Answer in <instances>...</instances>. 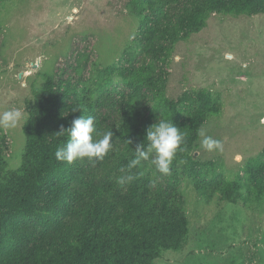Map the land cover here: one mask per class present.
Masks as SVG:
<instances>
[{
    "label": "rangeland",
    "instance_id": "374dc122",
    "mask_svg": "<svg viewBox=\"0 0 264 264\" xmlns=\"http://www.w3.org/2000/svg\"><path fill=\"white\" fill-rule=\"evenodd\" d=\"M133 1L0 0V113L15 108L25 114L16 129L0 128L6 171L23 165L26 104L37 98L49 77L69 104L76 102L75 91H91L96 105L91 117L101 134L95 138L112 131L114 144L103 162L76 161L66 204H55L62 196L55 185L40 195L34 218L12 219L8 229H15L26 250H34L52 235L73 230L82 221L78 211L95 189L113 183L126 190L142 178L163 193L178 189L190 223L183 248L163 252L154 264H264V199L228 202L219 190L226 181L247 183L248 166L256 160L264 165V14L213 13L204 30L188 35L184 26L197 0H148L152 5L143 25L131 10ZM164 26L182 29L181 39L175 45L158 40L156 52L147 53L144 33ZM159 44L173 48L163 52ZM111 66L118 74L108 76ZM145 67L162 84L167 99L188 95L190 100L180 106L186 112L200 107L201 91L214 99V110L193 135L196 182L174 164L169 175L150 162L127 168L136 153L126 149L115 129L136 95L126 77ZM140 99V117L151 118L154 94L142 90ZM201 131L220 140L223 151L204 150ZM129 174L131 182L118 183ZM256 180L264 184V169ZM53 211L61 213L60 223Z\"/></svg>",
    "mask_w": 264,
    "mask_h": 264
},
{
    "label": "trees",
    "instance_id": "16d2710c",
    "mask_svg": "<svg viewBox=\"0 0 264 264\" xmlns=\"http://www.w3.org/2000/svg\"><path fill=\"white\" fill-rule=\"evenodd\" d=\"M197 1L199 5L191 10L184 26L188 35L204 30L213 13L264 14V0ZM151 5L148 0H134L131 4L133 14L141 19L142 25L148 22L145 12ZM181 30L176 26H164L145 32L146 52H156L154 46L158 40H169L175 45L181 39ZM159 45L163 52L173 48ZM107 72L108 76L118 74L115 66L109 67ZM126 82L136 95L115 129L116 136L132 152L137 145L146 142L147 129L158 121L153 119L160 117L173 122L185 135V150L177 153L174 167L196 182L199 163L192 156L193 135L214 110L213 97L201 91L200 107L186 112L180 106L190 100L188 95L177 101L167 99L162 84L155 81L148 67L129 71ZM142 90L154 94L151 118L146 120L137 110ZM75 92L76 102L69 104L56 93L53 79L49 77L37 98L27 101V120L23 125L26 149L23 165L18 171H6L7 163L0 149V264H154L163 252L181 250L189 237L190 223L180 192L173 189L163 193L160 188L155 189L150 180L142 178L136 179L126 190L113 183L95 189V194L85 198L84 207L78 211L82 221L76 223L73 230H66L60 236L52 235L46 244L40 243L34 250H26L23 241L15 235V229H8L12 219L34 218L40 195L55 185L62 195L55 204L67 203L65 200L77 162L68 164L56 159L57 148L68 140L67 134L58 133L62 126L70 128L74 119L92 116L96 107L89 89ZM263 169V162L256 160L248 166L247 183L240 180L223 183L219 187L223 199L261 202L264 184L256 180V173ZM106 199L112 200L107 203ZM53 214L54 220L60 223L61 213L53 211Z\"/></svg>",
    "mask_w": 264,
    "mask_h": 264
},
{
    "label": "clouds",
    "instance_id": "9594fccd",
    "mask_svg": "<svg viewBox=\"0 0 264 264\" xmlns=\"http://www.w3.org/2000/svg\"><path fill=\"white\" fill-rule=\"evenodd\" d=\"M25 119V114L19 109H10L0 113V128L5 130H14ZM59 135L67 134V143L57 148L55 157L60 162L72 164L77 160L87 159L90 163L103 162L105 157L114 149L113 132L106 131L102 137L94 125L91 116L85 118L81 116L71 122V127L60 129ZM201 146L208 152H222L223 143L206 135L203 131L199 133ZM131 143V141H128ZM185 135L173 122L163 118L151 125L146 132V142L137 145L135 149L136 156L130 160L127 168L131 170L142 161L150 162L156 170L162 175H169L173 162L178 152L185 150ZM123 171V170H122ZM134 179L132 175L121 176L118 183L124 184Z\"/></svg>",
    "mask_w": 264,
    "mask_h": 264
}]
</instances>
